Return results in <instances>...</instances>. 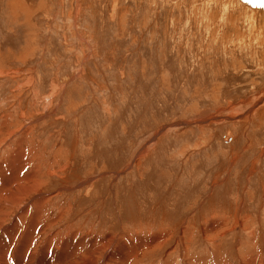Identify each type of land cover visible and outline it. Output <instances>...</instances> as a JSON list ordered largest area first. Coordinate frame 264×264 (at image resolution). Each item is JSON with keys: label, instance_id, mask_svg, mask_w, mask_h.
Instances as JSON below:
<instances>
[{"label": "rangeland", "instance_id": "obj_1", "mask_svg": "<svg viewBox=\"0 0 264 264\" xmlns=\"http://www.w3.org/2000/svg\"><path fill=\"white\" fill-rule=\"evenodd\" d=\"M0 190V251L2 215L7 229L26 208L30 264L50 234L55 252L112 238L126 264H264L261 11L0 0Z\"/></svg>", "mask_w": 264, "mask_h": 264}, {"label": "bare ground", "instance_id": "obj_2", "mask_svg": "<svg viewBox=\"0 0 264 264\" xmlns=\"http://www.w3.org/2000/svg\"><path fill=\"white\" fill-rule=\"evenodd\" d=\"M4 179L7 180L6 178ZM7 181H5L4 185L2 186L4 192L7 194V198L13 200L14 202H18V201L23 200L28 195L27 190L24 188H21L20 190H17L16 192L14 191V188L16 186H21L24 184V182H20V174L18 173V169L17 171H15L14 175H12L11 180H10L11 183H8ZM3 210H6L5 206L0 205V211L3 212ZM20 210L21 211L16 215V218L14 219L12 225L7 229H6L7 226L4 225V220L6 221L7 216L2 215V220H1V224H2L1 226L3 229L2 233H5L7 237V243L4 247H1L2 250L0 251V253L2 254V258L0 260V264H15L13 261V256L16 257L18 260H20V264H30V259L28 255L29 254L28 253V242H29V239H31L33 243L37 242V236L35 235V232L37 231L38 227H37L35 220L27 221L25 219L28 209L20 208ZM22 230L25 233L23 234V237L21 238V240L17 243V247L14 248L13 244H11L12 246L8 244L10 241V238L12 240V243L16 244L18 233L21 232ZM68 233L72 237L75 236L71 232H68ZM53 235L54 234H50L48 236L47 241L50 243H47L46 246H44V254H45L44 261L42 263H37V264H126L125 260L127 259H124L122 256V254L125 252L122 247L119 248V250L117 249L118 250V251L116 250L117 252L110 250L112 253L107 254V251L115 242V240L112 238L110 240L108 239L109 241L107 240L105 244L100 243L96 247H94L93 244L90 243V240L86 238V236L81 237V239L77 238L79 239L77 242H80L83 245V246H80L82 247L81 249L85 247L86 250L84 252L80 251L81 250L80 248H79L80 250H77L76 248H74L73 246H77L75 244H73L72 246L71 244L68 245V242L66 241L65 242L54 241V243L61 245L65 249L64 252H62V250L55 252L53 245L51 244L53 243L52 242ZM55 237L56 236H54V238ZM57 239L58 238H55V240ZM123 246L126 249V251L129 252L130 257L136 258L134 249H131L130 251L128 250L130 245L125 244ZM74 249L76 250L73 251ZM39 252H40V249L33 247L31 250V256L35 258ZM56 254H59V255H56ZM101 256H102V262L100 261L101 263H99L98 260L101 258Z\"/></svg>", "mask_w": 264, "mask_h": 264}, {"label": "water", "instance_id": "obj_3", "mask_svg": "<svg viewBox=\"0 0 264 264\" xmlns=\"http://www.w3.org/2000/svg\"><path fill=\"white\" fill-rule=\"evenodd\" d=\"M238 3L245 8L252 10H260L262 13V22L264 28V0H237Z\"/></svg>", "mask_w": 264, "mask_h": 264}]
</instances>
